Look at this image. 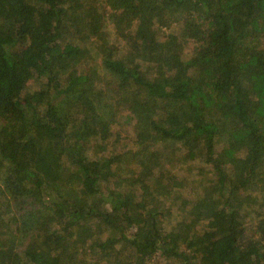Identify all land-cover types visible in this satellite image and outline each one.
<instances>
[{
	"label": "trees",
	"instance_id": "16d2710c",
	"mask_svg": "<svg viewBox=\"0 0 264 264\" xmlns=\"http://www.w3.org/2000/svg\"><path fill=\"white\" fill-rule=\"evenodd\" d=\"M0 264H264V0H0Z\"/></svg>",
	"mask_w": 264,
	"mask_h": 264
},
{
	"label": "rangeland",
	"instance_id": "374dc122",
	"mask_svg": "<svg viewBox=\"0 0 264 264\" xmlns=\"http://www.w3.org/2000/svg\"><path fill=\"white\" fill-rule=\"evenodd\" d=\"M94 36L95 35L93 34V35H91L89 37V41H90L89 45H90V47L92 45H94V43H93ZM83 57L84 58L81 61V65H82V67L87 68L85 66V61L89 57V55L85 54ZM76 71L79 72V70H77V69L74 70L73 72H76ZM148 72L150 73V71H148ZM66 76H63V77L65 78ZM104 85H106V79L103 82L102 86H104ZM43 86H44V82L43 81L39 80L38 78L37 79L34 78V79H32V80H30L28 82V86L22 90V93L24 92L25 94H30V92L33 91L34 89H38L39 87H43ZM107 116H109V115L107 114ZM111 122L113 123V126H116V127L132 126V125L136 124V120L132 118V114L128 110V108H126V109L120 108L119 111L116 114V117L114 119H112Z\"/></svg>",
	"mask_w": 264,
	"mask_h": 264
}]
</instances>
